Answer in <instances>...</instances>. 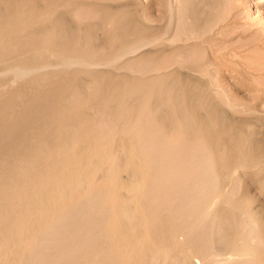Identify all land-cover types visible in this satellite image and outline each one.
Listing matches in <instances>:
<instances>
[{
	"label": "bare ground",
	"instance_id": "bare-ground-1",
	"mask_svg": "<svg viewBox=\"0 0 264 264\" xmlns=\"http://www.w3.org/2000/svg\"><path fill=\"white\" fill-rule=\"evenodd\" d=\"M100 1L0 6V264H264L260 100L221 99L203 44L230 1L152 0L153 36ZM68 4L104 18L89 40L56 29Z\"/></svg>",
	"mask_w": 264,
	"mask_h": 264
},
{
	"label": "rangeland",
	"instance_id": "rangeland-1",
	"mask_svg": "<svg viewBox=\"0 0 264 264\" xmlns=\"http://www.w3.org/2000/svg\"><path fill=\"white\" fill-rule=\"evenodd\" d=\"M13 1L14 0H0V6L2 5L7 7V5H10V3ZM30 1H32L31 3L33 4L34 3L38 4L42 0H30ZM57 1L58 0H50V4L54 5L56 4L55 2ZM151 1L152 0H138V1L129 0L128 3L130 4V6H132L130 10L133 17L138 16V14L141 15V18H139L141 19L140 20L141 25L145 28V30H148L147 34L153 36V35H159L164 31H166L168 25V18H166V16L164 15L165 12L163 9L159 10L160 12L159 15L158 14L159 12L157 13L156 9H154L155 8L153 6L154 4ZM229 1L230 2L228 4V7L223 9L222 16H226V17H224L225 20L222 23H220L218 29L219 31H217V35L210 37V39L209 37H207V40H205V42L203 43L205 55L209 60L213 59L211 60V63L214 64L216 63V65L218 66V68L216 67V69L219 71L220 79H219V86L217 87V92L220 93L221 99H224V101L229 99L231 103H234L235 106L237 105L236 108L240 107L239 109L238 108L237 109L242 114L245 109L246 102L250 103L253 100H260V103L254 107H256L255 111H257L256 113H258L257 115L260 116L261 114V116L264 117V111H263L264 110V103H263L264 102L263 101L264 100V90H263L264 88V39H263L264 38V0H229ZM87 2L91 4H95L97 6L99 5V9H104V8L107 9L110 8V6L111 8H116L121 3L119 1H112V2H108L109 4L107 5H100L103 3L102 1L99 2V0H87ZM70 6L71 5L68 4L62 8L60 7L61 10H58L59 13L63 12V14L61 13L62 18H59L57 20L58 22L56 21V29L59 30V33L63 34L64 37L67 38V40L68 38L70 39L75 35L78 36L81 35L82 37L84 36L83 37L84 40H89L90 38H92V33L94 31L93 29L100 27L101 24L104 22L103 20L104 18H100L101 16L99 15L101 14H96L90 18H84L82 14L83 13L82 10L78 12L79 17L75 16L74 18H67L68 16L72 15V10H70V8L72 7ZM35 11L34 13L37 14L40 13L39 9ZM39 19L41 20V22H46L47 21L46 19L48 18H39ZM112 19L113 21H111ZM115 19L116 18H108L106 20L108 22V26H106L104 32L110 31L112 29L114 25L113 22L115 21ZM132 19H137V18H128V20H132ZM3 21L4 18H0V23H2ZM37 28H39V26L34 24L30 26L29 32H32L35 29L37 30ZM101 31L103 30H100L98 34V40H96V43H94L95 47L92 50L98 51L102 48L103 40L101 37H104L105 33H101ZM19 36H21V34ZM65 38L64 41H66ZM212 41L214 45L211 44ZM115 44L117 45V43ZM11 50L18 51L17 48H12ZM92 50L90 49L89 51ZM20 58H22V56ZM119 71H121V73L128 72L126 68H123V70L121 68V70ZM157 72L161 73L162 70L161 71L159 70ZM111 78L112 80L114 79V77L112 76H108V77L106 76L102 78V80L104 82L105 81L107 82L108 80L112 81ZM113 81L118 82V80H113ZM100 90H99L100 93H98L99 95L100 94L102 95L103 92L107 91L105 87L100 88ZM260 95L262 96L259 97ZM232 98L233 101L234 99L236 101L232 102L231 100ZM248 113L250 112H245V114L241 116H243L244 118H248L249 116ZM261 116L259 118L264 119ZM250 188L251 189H249V192L251 196H249L248 200L246 199V201L253 202L255 199L256 201V202L254 201L255 203L257 204L261 203L260 205L263 206L262 207L263 212L261 209V211H258L259 215L257 214V216L260 223L264 225V194H260L258 190L253 186H250Z\"/></svg>",
	"mask_w": 264,
	"mask_h": 264
}]
</instances>
